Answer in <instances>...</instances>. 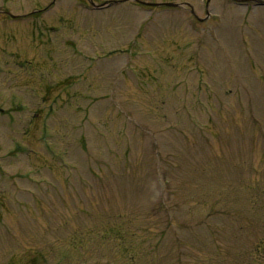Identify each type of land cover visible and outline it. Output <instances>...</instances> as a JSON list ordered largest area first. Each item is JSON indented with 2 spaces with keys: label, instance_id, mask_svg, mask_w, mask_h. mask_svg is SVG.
Segmentation results:
<instances>
[{
  "label": "rangeland",
  "instance_id": "374dc122",
  "mask_svg": "<svg viewBox=\"0 0 264 264\" xmlns=\"http://www.w3.org/2000/svg\"><path fill=\"white\" fill-rule=\"evenodd\" d=\"M0 264H264V6L0 0Z\"/></svg>",
  "mask_w": 264,
  "mask_h": 264
},
{
  "label": "water",
  "instance_id": "95a60500",
  "mask_svg": "<svg viewBox=\"0 0 264 264\" xmlns=\"http://www.w3.org/2000/svg\"><path fill=\"white\" fill-rule=\"evenodd\" d=\"M131 1L137 2V0H131ZM233 1H235L237 3H241V2H245V1H247V2L251 1V2L255 3L256 5L264 6V0H233ZM113 3H116V2H113ZM149 5H151V6H165V7H168V6L177 7L178 6V5H175V4H149ZM106 6H109V5L106 3V4L102 5V6L97 7V8H104Z\"/></svg>",
  "mask_w": 264,
  "mask_h": 264
},
{
  "label": "trees",
  "instance_id": "16d2710c",
  "mask_svg": "<svg viewBox=\"0 0 264 264\" xmlns=\"http://www.w3.org/2000/svg\"><path fill=\"white\" fill-rule=\"evenodd\" d=\"M255 189L257 190L258 189V187H255ZM254 198V197H253ZM251 208H253V209H255V208H257V206H254V205H252V207ZM209 216H212L213 217V214L215 215L216 213H215V209L213 210V208H211V211H209ZM223 228V227H222ZM221 228V229H222ZM134 261H136L134 258H133V262Z\"/></svg>",
  "mask_w": 264,
  "mask_h": 264
}]
</instances>
